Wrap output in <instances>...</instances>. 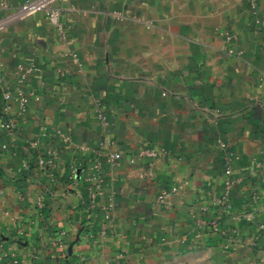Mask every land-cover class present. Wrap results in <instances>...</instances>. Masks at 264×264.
Masks as SVG:
<instances>
[{
  "label": "crops",
  "instance_id": "0c3cea01",
  "mask_svg": "<svg viewBox=\"0 0 264 264\" xmlns=\"http://www.w3.org/2000/svg\"><path fill=\"white\" fill-rule=\"evenodd\" d=\"M28 1L0 0V111L17 124L0 145L47 124L40 145L61 159L47 171L0 151V264H264V0H62L58 21L20 16ZM226 192L229 209L215 201Z\"/></svg>",
  "mask_w": 264,
  "mask_h": 264
},
{
  "label": "built area",
  "instance_id": "2783aa9c",
  "mask_svg": "<svg viewBox=\"0 0 264 264\" xmlns=\"http://www.w3.org/2000/svg\"><path fill=\"white\" fill-rule=\"evenodd\" d=\"M61 1L62 0H29L28 2H26L20 7L18 14L20 16L26 17L36 12H45V14L49 16L52 20L58 21L61 16V9L60 7H58L57 4L60 3ZM24 78L25 76H22L20 81L22 82ZM18 96L21 101V105H22L21 107L23 111L25 106L28 103V99L25 97L23 90H19ZM10 98H11V93L5 92V99L9 100ZM35 99L38 100L39 96H36ZM8 110H9V104L8 102H5L3 105L4 116L0 115V130L5 132L7 135L13 136L17 132V124H16V121L12 117L7 115ZM97 113H98L99 119L104 124H108L109 122L108 116L106 112L100 106H98L97 108ZM54 133L57 136L62 137L64 140H69V136L64 134L62 130L60 129H56ZM49 134H50L49 126L47 124L43 125L39 133V137H47L49 136ZM39 137L35 138L34 140H26L22 146V149L24 151L25 150L30 151L31 149V152L38 150L40 146ZM105 143L109 145V140L105 139L104 144ZM54 145H55L54 141L51 140V142L49 143V147L47 148L46 153H45L46 158L45 157L44 159H41L42 157L40 158L42 163L52 164V161L54 160H52V158H49V157L52 156V153H54L55 151ZM221 146L222 148L227 149V145L225 143H222ZM14 148H15L14 143H4L0 145V150H3V151H14ZM14 152H16V150ZM156 153H157L156 151H150V150H143L141 152V154H151V155H156ZM121 158H122V153L120 151L111 152L109 154L110 165L112 167L117 166ZM230 160H231L230 155L229 156L227 155L228 163H230ZM23 163L26 167H29V164L26 160H23ZM101 167H102L101 162L99 161L95 162L94 165L92 166V173L88 177V180L90 181L93 180L95 182V188L97 189V194H96V191H95V194H93V197H95L93 198V201H95V205L97 202V195L102 188V183L104 180L103 174L101 172ZM228 169L230 168L228 167ZM182 190H183V187L181 183H178L177 185L172 186L168 191L163 192V194L159 197V202L166 203L168 196L172 194L178 195L181 193ZM215 201L217 202V204L225 207L226 209L231 208V204L229 202V196L227 192L224 193L220 198H216ZM201 208L203 211H206L208 209L206 206H202ZM111 216H112L111 212L107 211L106 216H105L107 220L106 222H109V220H111ZM106 227L107 225L103 228H106ZM211 228L212 230L217 232L220 237L228 241L226 244V247L228 249L234 248L235 247L234 245H236L237 242H240L234 233L230 234L228 230H225L220 226L219 220L212 222Z\"/></svg>",
  "mask_w": 264,
  "mask_h": 264
},
{
  "label": "rangeland",
  "instance_id": "374dc122",
  "mask_svg": "<svg viewBox=\"0 0 264 264\" xmlns=\"http://www.w3.org/2000/svg\"><path fill=\"white\" fill-rule=\"evenodd\" d=\"M0 115H3L4 116V114H3V108H2V110L0 111ZM8 115V114H7ZM9 116V115H8ZM11 117V116H10ZM61 130V129H60ZM2 131V130H1ZM66 135H68V134H66ZM69 136V140H64L62 137V141L64 142V143H68V144H70L71 143V137H70V135H68ZM35 139V138H34ZM34 139H27V140H34ZM26 141V140H25ZM23 146V145H22ZM22 146L21 147H17V146H15V148H14V151L16 150V152L14 153V151H10L11 153L13 152V155L14 156H20L19 154H16V153H18L19 151L20 152H22V153H24V155H25V160L28 162V164H29V167H31V168H35V166L36 167H39V168H41V169H43V170H47V171H49V170H52V169H56V168H58V166L60 165V154H61V147H60V145L59 144H55L54 145V149H55V151H54V153H52V156H50L49 158H52V160H54V161H52V164L51 163H42L41 162V160H40V158L41 159H44V157H45V153H46V150H47V148L49 147V144L45 147V148H42L41 147V145L39 146V148H38V150H36V151H32L31 152V149H30V151H24L23 149H22ZM20 149V150H19ZM52 149H53V147H52ZM0 151H3V150H0ZM4 152H6V151H4ZM46 158V157H45ZM92 173V172H91ZM78 174H79V172L76 170V167H74V169H73V172H72V174L69 176V180L71 181V182H75V179L77 178V176H78ZM91 175V174H90ZM89 175V176H90ZM87 183H88V189H87V198L86 199H84V201L83 202H81L82 203V208H85V213L86 214H93V212H95V210L97 209V207H98V202H96V205H95V201H93V198H95V197H93V194H95V191H96V194H97V189L95 188V182L93 181V180H88L87 179ZM45 192V191H44ZM50 193L53 195L54 193H55V191H50ZM57 195V194H56ZM41 197H42V200L44 199L43 198V196L41 195ZM42 204V205H41ZM40 206H44V201H42L41 203H40ZM89 218H91V217H86L85 219H84V221H86V223L88 222L89 223ZM106 218V217H105ZM107 220H104V222L102 223V227H105L106 225H107V222H106ZM93 223V222H92ZM84 224H85V222H84ZM47 230V229H46ZM64 233V232H63ZM47 236V233H46V231L44 230V240H45V242H44V245L42 246L43 247V249L45 248V246L47 245V240H46V236ZM64 236H65V233L64 234H62V233H60V239H58V241H62L63 240V238H64Z\"/></svg>",
  "mask_w": 264,
  "mask_h": 264
}]
</instances>
